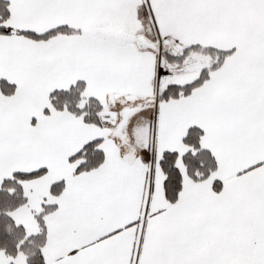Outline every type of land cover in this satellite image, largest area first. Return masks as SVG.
Returning a JSON list of instances; mask_svg holds the SVG:
<instances>
[{"label": "snow or ice", "instance_id": "obj_1", "mask_svg": "<svg viewBox=\"0 0 264 264\" xmlns=\"http://www.w3.org/2000/svg\"><path fill=\"white\" fill-rule=\"evenodd\" d=\"M0 264H264V0H0Z\"/></svg>", "mask_w": 264, "mask_h": 264}]
</instances>
